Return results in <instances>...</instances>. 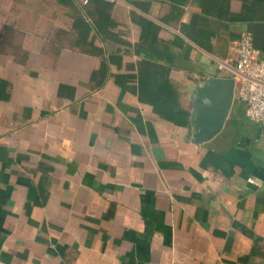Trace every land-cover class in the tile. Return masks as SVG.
Masks as SVG:
<instances>
[{"label": "crops", "instance_id": "1", "mask_svg": "<svg viewBox=\"0 0 264 264\" xmlns=\"http://www.w3.org/2000/svg\"><path fill=\"white\" fill-rule=\"evenodd\" d=\"M242 30L264 0H0V264H264V126L196 143L151 89L189 112Z\"/></svg>", "mask_w": 264, "mask_h": 264}, {"label": "built area", "instance_id": "2", "mask_svg": "<svg viewBox=\"0 0 264 264\" xmlns=\"http://www.w3.org/2000/svg\"><path fill=\"white\" fill-rule=\"evenodd\" d=\"M232 58L214 56L218 69H228L235 79V95L245 104L249 120L264 126V56L250 30L232 40Z\"/></svg>", "mask_w": 264, "mask_h": 264}, {"label": "water", "instance_id": "3", "mask_svg": "<svg viewBox=\"0 0 264 264\" xmlns=\"http://www.w3.org/2000/svg\"><path fill=\"white\" fill-rule=\"evenodd\" d=\"M189 90V139L200 143L224 125L234 102L235 79L232 75L210 74L190 84Z\"/></svg>", "mask_w": 264, "mask_h": 264}, {"label": "trees", "instance_id": "4", "mask_svg": "<svg viewBox=\"0 0 264 264\" xmlns=\"http://www.w3.org/2000/svg\"><path fill=\"white\" fill-rule=\"evenodd\" d=\"M154 81H156V79H153ZM157 85L156 86H152V90L155 92L159 91V86L160 85H165L163 87L164 91L163 96H164V101L162 104H157V102H153L154 107L158 109V111H162V109H165L166 113H168L169 115H172L175 119V121H179V122H184L185 124L188 123V110L180 107V104L176 101L172 99V86L170 83H168L167 78H163L161 81H156ZM162 105V106H161ZM226 154V153H225ZM209 156H211V153H208V155L206 156V158H209ZM219 158L223 161V155H218ZM249 235H251V237H253L254 239L257 238L256 235H254L252 232H248Z\"/></svg>", "mask_w": 264, "mask_h": 264}, {"label": "rangeland", "instance_id": "5", "mask_svg": "<svg viewBox=\"0 0 264 264\" xmlns=\"http://www.w3.org/2000/svg\"><path fill=\"white\" fill-rule=\"evenodd\" d=\"M218 73H220V74H225V75H230L231 74V72L228 70V69H218ZM237 98V96L236 95H234V101H235V99Z\"/></svg>", "mask_w": 264, "mask_h": 264}]
</instances>
